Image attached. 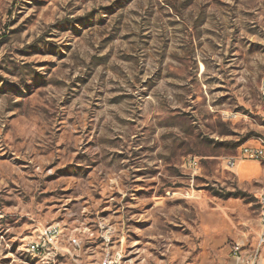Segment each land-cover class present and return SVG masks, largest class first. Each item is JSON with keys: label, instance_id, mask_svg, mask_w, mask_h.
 <instances>
[{"label": "rangeland", "instance_id": "obj_1", "mask_svg": "<svg viewBox=\"0 0 264 264\" xmlns=\"http://www.w3.org/2000/svg\"><path fill=\"white\" fill-rule=\"evenodd\" d=\"M263 77L264 0H0V264H201L210 239L264 264L262 184L225 167L264 140ZM51 224L62 253L31 256Z\"/></svg>", "mask_w": 264, "mask_h": 264}, {"label": "built area", "instance_id": "obj_2", "mask_svg": "<svg viewBox=\"0 0 264 264\" xmlns=\"http://www.w3.org/2000/svg\"><path fill=\"white\" fill-rule=\"evenodd\" d=\"M260 91L264 99V77L261 80ZM240 160H253L264 165V146L259 142H252L248 145H241L238 155L229 156L225 159V167L230 171H234L235 166ZM188 166L192 168L198 167V162L195 158H190L187 161ZM259 204V244H264V186L258 196ZM62 235L63 231L60 225L51 224L43 227L38 236L32 240L28 247L29 249L40 250L47 261L53 260L62 253ZM72 245H77V239L73 238ZM231 256L235 260L234 264H259L260 253L259 248L255 250H246V245L241 241H236L231 246ZM122 254L117 252L113 257L107 253L106 258L99 264H122Z\"/></svg>", "mask_w": 264, "mask_h": 264}, {"label": "crops", "instance_id": "obj_3", "mask_svg": "<svg viewBox=\"0 0 264 264\" xmlns=\"http://www.w3.org/2000/svg\"><path fill=\"white\" fill-rule=\"evenodd\" d=\"M234 174L243 184L250 186L252 183H259L264 186V165L253 160H240L237 162ZM247 244L245 240H241ZM203 259L201 264H234L235 260L231 256V248L224 244L222 239L205 240L202 245ZM260 264V261H259Z\"/></svg>", "mask_w": 264, "mask_h": 264}, {"label": "bare ground", "instance_id": "obj_4", "mask_svg": "<svg viewBox=\"0 0 264 264\" xmlns=\"http://www.w3.org/2000/svg\"><path fill=\"white\" fill-rule=\"evenodd\" d=\"M258 142L262 144V146H264V140H259ZM244 145H248V144H244ZM27 252L33 257H36L41 260H46V257H44V255L40 250L29 249V247L27 246Z\"/></svg>", "mask_w": 264, "mask_h": 264}]
</instances>
